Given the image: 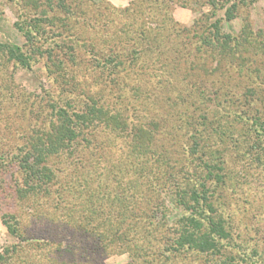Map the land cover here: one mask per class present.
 Masks as SVG:
<instances>
[{"label":"rangeland","instance_id":"rangeland-1","mask_svg":"<svg viewBox=\"0 0 264 264\" xmlns=\"http://www.w3.org/2000/svg\"><path fill=\"white\" fill-rule=\"evenodd\" d=\"M208 1L216 2V10ZM63 2L67 13L55 8L58 0H0V264H52L59 253L68 254V244L75 256L81 253L90 264H156L135 261L131 249L122 252L115 244L96 255L84 241L90 253L82 251L77 248L83 247L82 242L69 240L71 232L81 225L96 230L102 221L106 230L118 228L114 212L127 208L133 217L119 229L128 230L130 246L139 245L142 234L138 228L145 225L142 217L150 205L161 202L166 212L157 215L162 227L155 235L164 236L178 224L185 212L170 202L172 190L169 183L162 184L161 176L170 165L177 170L187 164L177 155L189 146L183 118L206 114L223 121L220 106L205 105L213 91L222 101L229 96L238 99L245 118L255 109L264 117V52L259 45L262 41L264 46V35L255 44L253 39L264 26V0ZM25 3L31 6L26 9ZM232 4L237 7L228 22L225 11ZM37 17L47 21L41 23V35L35 34L30 42L23 33ZM25 19L31 21L22 22ZM199 20L203 26L198 29ZM217 20L222 33L232 35L249 26L252 44L242 53L246 63L241 72L196 50L198 33ZM15 47L32 53L28 68L9 59L7 49ZM36 49L50 52L53 60L39 56ZM110 59L114 61L108 63ZM59 62L62 68H57ZM249 89L258 93L251 110L244 102ZM202 91L203 97L199 96ZM96 101L111 109L110 113L122 115L128 124L125 135L121 125L115 131L103 124L85 126L69 150L47 161L54 177L46 191L18 197L16 191L24 179L18 160L28 140L48 131L58 108L68 106L70 112H81ZM151 122L160 125L152 150L155 156L163 153L169 162L152 170L153 192L147 191L149 182L140 176L131 199L129 186L136 175L120 170L134 161L128 153L131 136L126 135L130 126ZM239 129L245 130L241 125ZM227 157L225 184H220L212 201L226 220L229 240L220 241L223 248L218 255L182 254L157 264H264V154L259 161L253 160L240 147L231 148ZM135 160L147 164L142 154ZM193 165L187 166L191 170ZM101 196L99 204L96 199ZM99 207L103 215L99 220H82ZM6 222L15 234L8 231ZM66 256L71 259L70 254Z\"/></svg>","mask_w":264,"mask_h":264},{"label":"trees","instance_id":"trees-1","mask_svg":"<svg viewBox=\"0 0 264 264\" xmlns=\"http://www.w3.org/2000/svg\"><path fill=\"white\" fill-rule=\"evenodd\" d=\"M63 1L58 0V7L55 8H61L63 11L66 10L65 12L67 13L69 9ZM208 2L212 10H216V2ZM28 5V3H25L26 9L31 6ZM50 5L52 4L49 2L48 6ZM34 6L37 8V5ZM236 7V4H232L226 9V21L229 22L234 18ZM31 20H22V22L31 21L33 23L26 29L27 32L23 33L25 38L30 42L35 34L41 35V23H45L47 19L44 20V18L37 17ZM201 21L196 22L198 29L203 26L200 24ZM31 22L28 24H31ZM51 23L53 24L52 20ZM18 28L20 31L23 30V27ZM248 28L245 31H241L239 35L222 33L220 21L217 20L211 23L209 27H205L201 34L198 33L199 45L196 50L203 53L207 52L213 58H217L218 63L221 64L222 61H225L228 68L238 69L241 72L244 70L246 63L242 53L247 52L252 44L249 40L252 37V33ZM30 34L33 37L29 36ZM262 35H264V26L261 33L253 35L254 44L259 42L258 39ZM260 42L263 44L262 41ZM262 44L259 43L261 50L263 49L262 51L264 52ZM7 53L9 59L12 61L17 62L23 67H29L32 53L28 55L18 47L7 49ZM36 53L40 54L39 56L47 55L49 59L53 60L50 52L36 49ZM69 58L71 60L73 55L70 54ZM113 61V59H110L108 63ZM57 68H62L60 62ZM219 70L221 69L218 68L216 71ZM255 72L257 74L261 73L259 70ZM262 82L263 85L264 74ZM215 92L217 91L210 93V96L207 95L205 105L211 103L216 107L220 106L226 117H221L223 121L218 118H208L206 114L184 117L183 120L186 118L184 122L186 126L184 134L188 135L189 146L183 150V152L185 151L184 154L179 153L177 155H182L187 164L185 167L184 165H180L177 170H174L170 165L169 169L163 171L161 176L163 179L162 184L169 183L172 190L170 192V202L182 208L185 212L179 219L178 224L164 236L159 237L155 235L162 227V219L157 217V215L161 214L164 216L166 206L162 202L160 204L154 203L150 205V209L142 217L145 225L138 228V231H141L140 234H142V243L130 246L127 238L128 230L121 231L119 228L133 216L131 213H128L127 208H122L117 212H114L112 209L108 213H117L118 228L110 226L106 230L104 229L103 221L101 224H98L96 230L88 231L86 226L84 227L83 225L73 228L69 240L73 239V242H78V245L82 242L83 247H77L78 249L89 252L88 248H85L87 244L84 241H86L90 243V246L95 250L97 255L107 250L110 245L115 244L117 249L122 252H128L131 249L135 256V261L154 262L156 264L169 261L171 258L174 259L182 254H195L198 256L218 255L220 253L221 248H223L220 241L229 240L231 234L222 214L220 213L219 215L217 210L214 209L215 206L212 199L220 188V184H225L224 178L226 174L223 172L227 169L226 160L231 148L239 150L240 147H243L247 155L253 157V160L258 161L260 159L259 156L262 153L264 154V117L255 109L251 117L245 118L241 109H239L242 107L237 104L238 99H234L226 93V96L228 95L229 97L227 100L222 101L219 98V93ZM199 93V96L203 97L204 91ZM247 93L249 96L244 97V102L246 101L245 104L247 103V106L251 110L255 108L254 104L258 100L256 97L258 93L254 89H249ZM198 106L203 107V105ZM67 107H60L53 113L54 121L45 134H36L28 140L27 148L18 160V167L24 175L22 184L19 185L16 191L18 197L23 196V194H39L46 191V185L50 184L54 177L50 168L46 165L47 161L52 156H60L69 150L77 140L81 132L80 130L85 126L97 123L103 124L110 130L115 131L116 126L121 125V132L125 135L128 124L121 118L122 115L120 116L119 113L114 111L113 114L110 113L111 109L100 105L97 101L92 105H85V109L81 112H70L66 110ZM239 125L245 130L239 132L240 129L237 130V126ZM158 130H160V125L157 122H151L150 125L137 124L136 126H130L129 133L126 135L127 137L131 136V145H129L128 153L129 157H134V161L129 160L120 170L121 173L124 171V174L131 172L132 175H136V179L131 181V186H129L133 191L131 199H134V195L139 188L138 180L140 176L145 177L149 182L147 191L153 192L155 190L153 184L155 183L151 179L152 170L158 169V167L164 164L167 166L169 162V159H166L163 153L155 156L152 150L153 139ZM177 130H179V127H177ZM140 154L145 158L147 164L135 163V158L139 157ZM194 163L195 165L190 170L189 166ZM161 177L158 179L161 180ZM101 200L103 201L102 196L96 199V202L101 204ZM86 201H89V199ZM99 209L100 207L96 208V211L93 209L89 216L83 215L82 220L88 222L95 217L99 220V216H103L102 211ZM5 224L11 234L16 233L7 222ZM135 231L132 232L133 235L136 234ZM63 238H66V236ZM77 239L79 240L75 241ZM72 248L70 244L66 247V251L71 255V259L70 257L68 260L66 259V255H68L65 254L66 252L63 254L59 253L52 264H90V260L84 259L81 253L76 254V258L74 250H71ZM98 264H102V261Z\"/></svg>","mask_w":264,"mask_h":264}]
</instances>
